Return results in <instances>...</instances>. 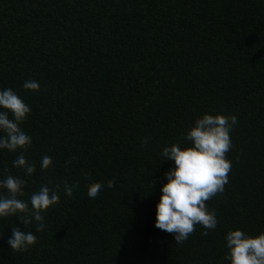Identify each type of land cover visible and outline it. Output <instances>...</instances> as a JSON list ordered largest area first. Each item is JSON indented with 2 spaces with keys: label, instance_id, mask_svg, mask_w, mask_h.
<instances>
[{
  "label": "trees",
  "instance_id": "obj_1",
  "mask_svg": "<svg viewBox=\"0 0 264 264\" xmlns=\"http://www.w3.org/2000/svg\"><path fill=\"white\" fill-rule=\"evenodd\" d=\"M26 80L40 90H25ZM7 88L31 108L21 128L36 171L13 166L22 149H0V180H25L29 202L44 184L79 187L71 197L61 188L42 232L0 217V264H231L228 231L264 232V0H0ZM204 114L237 117L232 169L224 193L207 202L216 228L202 236L197 225L177 244L155 227L164 174L175 167L161 153L190 146L185 133ZM92 182L105 184L95 199ZM12 227L37 243L12 251Z\"/></svg>",
  "mask_w": 264,
  "mask_h": 264
},
{
  "label": "clouds",
  "instance_id": "obj_2",
  "mask_svg": "<svg viewBox=\"0 0 264 264\" xmlns=\"http://www.w3.org/2000/svg\"><path fill=\"white\" fill-rule=\"evenodd\" d=\"M23 87L25 90H40L35 80H26ZM0 109V149L10 153L22 149L13 161V166L31 176L36 167L27 162L24 152L31 147L32 138L21 128L31 114V108L14 90L7 88L0 90ZM237 123L235 115L204 114L185 133L184 138L190 142V146L182 148L179 143H175L163 148V160L173 161L175 167L164 174L167 183L162 186V195L156 205L155 227L172 234L175 243L185 242L194 234L197 225L205 229L202 236L216 228V212L208 208L207 202L223 194L225 185L229 183L232 163L227 159V153L232 148L230 133ZM150 139L142 138L141 146L147 147ZM51 164L52 158L44 156L41 170L46 171ZM83 175L88 179L87 173ZM25 184V180L11 174L0 180V189L7 193L0 195V217L16 216L24 227L34 226L36 233L46 227L42 213L59 203L61 188L66 196L71 197L79 187V181L68 180L63 181L62 185L56 184L55 188L44 184L31 194L29 202L21 199L25 196ZM106 186L113 188L115 178L108 180ZM104 187L102 182L88 184V197L95 199ZM225 240L228 252L224 258L231 264H264V232L253 236L239 229L230 230ZM7 242L12 251L23 253L37 243V236L32 231L25 232L20 227H12V235Z\"/></svg>",
  "mask_w": 264,
  "mask_h": 264
}]
</instances>
